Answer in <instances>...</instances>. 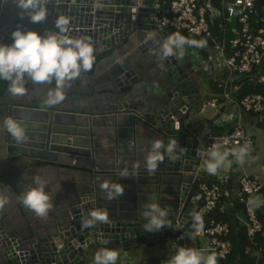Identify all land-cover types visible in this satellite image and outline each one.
I'll list each match as a JSON object with an SVG mask.
<instances>
[{"label": "water", "instance_id": "1", "mask_svg": "<svg viewBox=\"0 0 264 264\" xmlns=\"http://www.w3.org/2000/svg\"><path fill=\"white\" fill-rule=\"evenodd\" d=\"M151 3L47 0L45 20L33 23L17 0H0V44L10 43L18 27L56 31L57 16L65 15L74 27L69 35L88 36L96 57L57 104L45 103L54 82L27 78L25 94L12 96L6 88L0 96V120L22 121L26 137L18 143L0 127V199L7 198L0 206V264H85L101 248L170 240L178 207L186 211L181 223L202 212L194 184L210 153L206 136L184 121L199 103V88L186 59L162 54L165 40L150 22ZM154 139L176 147L161 149L163 158L150 171L145 156ZM37 174L53 197L46 217L18 199ZM149 201L169 209L157 231L143 227ZM94 209L106 211L107 220L85 227Z\"/></svg>", "mask_w": 264, "mask_h": 264}, {"label": "built area", "instance_id": "2", "mask_svg": "<svg viewBox=\"0 0 264 264\" xmlns=\"http://www.w3.org/2000/svg\"><path fill=\"white\" fill-rule=\"evenodd\" d=\"M150 6L153 10L150 22L159 35L164 34L166 28H171L210 42V54L207 59L200 58L204 68H201L202 71L197 68V75L202 80L203 74L206 79H213L215 72H219L221 78H218L216 87L220 91L212 89L210 98L201 105L199 112H203L205 107L217 110L223 102H229L232 108H237L245 116H251L254 124L263 123L264 0H154ZM215 25L220 31V39L212 37L211 29ZM73 28L69 26V31ZM175 53L186 59L173 46ZM186 62L189 63L187 69L191 70L192 78L197 69L187 59ZM247 81L259 85L262 92L248 94L237 101L233 96ZM218 117L215 115L212 119V125L216 128L228 123L226 116ZM208 129L205 152L223 149L229 158L236 156L241 147L249 151L253 146V138L240 119L225 133L214 132L211 127ZM203 177H198L194 184L200 195L202 212H197L194 219L189 218L181 223V217L186 211L184 207H178L176 218L171 221L172 238L169 240L164 235L163 239L170 241L175 251L177 247L183 246L196 249L205 257L213 254L216 259L223 260L232 248L226 239L230 234V226L226 222L217 221L214 214L232 215L239 227L243 226L247 232L250 245L245 247L244 252L248 254L251 248L256 249V264H264V187L258 176L239 175L238 193L235 196L230 194L225 185L229 176L226 177L224 171L217 169L213 174L214 180L210 182ZM174 226H178V229L173 230ZM177 231L179 235L174 237ZM116 251L118 256H124L128 250L118 247ZM85 264H94V260L90 259ZM119 264L129 262L120 259ZM157 264H167V260L160 259Z\"/></svg>", "mask_w": 264, "mask_h": 264}, {"label": "clouds", "instance_id": "3", "mask_svg": "<svg viewBox=\"0 0 264 264\" xmlns=\"http://www.w3.org/2000/svg\"><path fill=\"white\" fill-rule=\"evenodd\" d=\"M47 0H17L20 14L27 15L31 22H41L47 15ZM56 31H49L41 35L33 30L16 28L10 33L11 42L0 44V81L7 82V91L12 96L23 95L27 89L25 78L36 84H51L54 87L46 92L45 103L54 105L64 99V89L77 78L82 71H90L95 63L93 42L88 36L73 37L69 35V18L58 15L55 20ZM185 38L179 33L171 34L161 44L163 55H172L173 46L177 49L185 44ZM3 127L16 142H22L25 128L22 121L11 116L0 120ZM174 141L167 146L159 139L150 141V148L145 156L148 169L154 170L164 152L174 151ZM217 148L219 145L216 146ZM247 149L241 147L238 159L242 161ZM227 153L213 150L210 159L205 161V169L214 174L224 162ZM34 186L28 187L18 196L20 202L38 217H46L53 207V197L46 191V181L39 174L33 176ZM7 202V198L0 199V206ZM141 215L146 219L143 225L146 231H157L165 225L169 215L167 207H161L154 201L147 202ZM90 219L84 221L87 227L96 221L107 220V213L101 209L90 210ZM118 253L111 248H101L93 256L94 264H116ZM167 264H216V257L209 254L203 256L198 250L177 247L175 253L168 259Z\"/></svg>", "mask_w": 264, "mask_h": 264}, {"label": "crops", "instance_id": "4", "mask_svg": "<svg viewBox=\"0 0 264 264\" xmlns=\"http://www.w3.org/2000/svg\"><path fill=\"white\" fill-rule=\"evenodd\" d=\"M145 1L146 2H149V1L153 2L154 0H145ZM161 36H162V38H164L166 40L164 34H161ZM177 50H179L184 55V57L193 64L194 69L200 68V70H201V68H204V64L202 63V60L207 59V57L210 54L209 48L205 47V44L200 43V42H196L194 46H188V45L184 44L180 48H178ZM202 50L206 51V55H204L202 53L203 52ZM200 58H202V60H201L202 66L200 64ZM198 72H199V69L195 70V72L192 74V78L194 81L196 80V78L198 76H200V75H197ZM202 77H203L202 81L204 82L205 86H207L206 83L207 84L209 83V88L207 89V93L204 95V97L206 96V98H205L206 99L205 102H206L210 98V93L213 89V84L217 85V82L219 81L218 78H221V75L219 74V72H215V77L213 79H211V78L206 79L204 74L202 75ZM199 80H201V78ZM233 98L236 99V95H234ZM207 108L210 110H213L212 113L210 115H208L207 117L201 116L204 114L205 111H207ZM207 108L205 107V110L203 112L197 113V115L200 116L201 118H200V120H198L199 124L196 125V127L198 126L197 130H194V131L196 133H199L202 136L207 135V131L209 130L208 127H211L214 132L225 133L231 129V127L235 124L236 120H238V119H240L243 122L244 126H246V128L249 131L254 127L263 126V123H264V122L260 123L261 125L254 124L253 118L251 116H245L237 108L236 109L232 108V105L229 102H225V103L223 102V105L221 107H219L220 110H219V108L217 109L218 113H217V110H214L211 107H207ZM192 109L193 108H191V110ZM191 110H190V113H191ZM215 115L217 117L218 116H226L228 119V123L223 125L221 128H216L215 125H212V123H213L212 119L214 118ZM186 119H187V121L184 120L186 124H187V122L192 120V118H190V116H188ZM207 124H208V126L206 127ZM199 129H201V130H199ZM253 141H254V138H253ZM253 147H254V143H253L252 148ZM251 149L249 151H251ZM217 150L220 153H225L223 151V149H217ZM238 151L239 150H237L236 156H232L229 158L225 157L224 162L218 167V169L225 172L226 177L229 176L228 180H226L225 185L227 186V188L230 191V194H232V196H235L238 193L237 180H238L239 175L247 174V175L254 176L252 174H257L255 176H258L259 182H260V178H261V176L259 175V170H257V168H256L257 165L255 164V165L251 166V164H249V165H246V167H245L244 161H243L245 156H243L242 161L240 159H238ZM249 151H246V152H249ZM259 166H258V168H259ZM253 170H255V171H253ZM203 179L205 181L210 182L211 180H214L213 174H209L206 171ZM261 185L264 187L263 183H261ZM91 259H93V257Z\"/></svg>", "mask_w": 264, "mask_h": 264}, {"label": "rangeland", "instance_id": "5", "mask_svg": "<svg viewBox=\"0 0 264 264\" xmlns=\"http://www.w3.org/2000/svg\"><path fill=\"white\" fill-rule=\"evenodd\" d=\"M195 81L199 88L200 98L198 105L194 106L193 109L191 110V113L189 114L192 120L187 122L188 127H190L193 130H197L198 126L196 127V125L199 124L198 120H200L201 118L200 116L197 115V113L199 112L201 105L205 103L206 96L204 97V95L207 93V89L209 88V83L208 84L206 83L207 86H205L202 80L196 78ZM212 111L213 110L207 108V111H205L204 114L201 116L207 117L212 113ZM249 134L252 138H254L253 141L254 147L251 149V151L246 152V154H244L245 156L243 160L244 166L246 167V165L249 164H251V166L256 164L257 165L256 168L257 170H259V175L261 176L260 182L264 184V123L263 126H257L252 128L249 131ZM252 175H257V174H252ZM92 236L95 237L94 234H92ZM174 253L175 250L172 246V243L170 241H167L166 239L160 241L157 244L140 243V245L137 246L134 245L132 247H129L128 251L126 252V255L118 256L116 264H119L120 259L122 261L129 262V264H145V262L151 258H161L168 261V259Z\"/></svg>", "mask_w": 264, "mask_h": 264}, {"label": "trees", "instance_id": "6", "mask_svg": "<svg viewBox=\"0 0 264 264\" xmlns=\"http://www.w3.org/2000/svg\"><path fill=\"white\" fill-rule=\"evenodd\" d=\"M212 30V37L214 39H220L221 34L220 31L216 28V25L211 29ZM179 33L181 36L185 38V44L188 46H194L196 42L204 43L205 47H210V42L208 40H203L202 38H195L189 36L185 31H176L171 28H166L164 30V34L166 38L169 35ZM203 54L206 55V51L202 50ZM7 88V82L0 81V96L3 95L4 91ZM213 89L217 92L220 90L217 89L216 84H213ZM216 92V93H217ZM261 87L259 85H254L252 83L244 82L236 94V100L242 99L244 96L248 94H257L261 93ZM188 115H185L184 120L187 121ZM261 125V124H259ZM214 218L217 221H223L229 224L230 226V234L227 236V240L231 243V252L230 254L223 260L216 259V264H256L257 262V252L256 249L251 248L250 252L246 254L244 249L246 246H249L247 232L243 226L237 224V221L234 219L232 215H224L216 213L214 214ZM161 258H151L148 259L145 263L146 264H157Z\"/></svg>", "mask_w": 264, "mask_h": 264}]
</instances>
